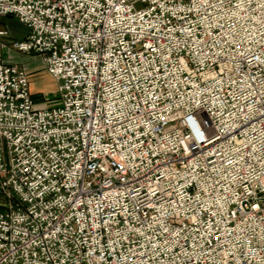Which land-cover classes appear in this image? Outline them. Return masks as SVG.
<instances>
[{
    "label": "built area",
    "instance_id": "1",
    "mask_svg": "<svg viewBox=\"0 0 264 264\" xmlns=\"http://www.w3.org/2000/svg\"><path fill=\"white\" fill-rule=\"evenodd\" d=\"M0 17L62 82L41 108L0 60V264H264V0Z\"/></svg>",
    "mask_w": 264,
    "mask_h": 264
},
{
    "label": "rangeland",
    "instance_id": "2",
    "mask_svg": "<svg viewBox=\"0 0 264 264\" xmlns=\"http://www.w3.org/2000/svg\"><path fill=\"white\" fill-rule=\"evenodd\" d=\"M0 32H5L3 36H0V60L9 64L16 65L18 67H23L27 71L31 84V94L36 105L41 108H50L59 104V102L61 101L59 87L62 85V82L57 81L50 74L46 72L44 73V70L33 71L30 64H32L31 59L36 55L17 52L13 48L14 42L23 39L15 40L10 35H7L6 31L1 27Z\"/></svg>",
    "mask_w": 264,
    "mask_h": 264
},
{
    "label": "crops",
    "instance_id": "3",
    "mask_svg": "<svg viewBox=\"0 0 264 264\" xmlns=\"http://www.w3.org/2000/svg\"><path fill=\"white\" fill-rule=\"evenodd\" d=\"M0 27L6 31L7 35H10L15 40L24 39L28 33L27 28L14 17H0ZM31 60L32 64H30V66L33 71L44 70V73H47L46 67L43 65L39 56L36 55Z\"/></svg>",
    "mask_w": 264,
    "mask_h": 264
}]
</instances>
